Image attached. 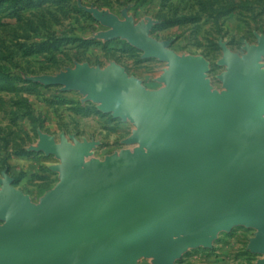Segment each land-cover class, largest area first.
I'll return each instance as SVG.
<instances>
[{"label":"water","instance_id":"1","mask_svg":"<svg viewBox=\"0 0 264 264\" xmlns=\"http://www.w3.org/2000/svg\"><path fill=\"white\" fill-rule=\"evenodd\" d=\"M115 28L173 68L164 90H146L116 65L84 66L60 82L133 121L128 143L142 148L83 167L90 143L46 138L45 152L62 158L48 198L31 204L0 179V264H173L182 251L174 238L210 246L235 225L257 230L250 249L264 255V38L242 57L224 50L219 94L203 60L180 57L130 22Z\"/></svg>","mask_w":264,"mask_h":264},{"label":"rangeland","instance_id":"2","mask_svg":"<svg viewBox=\"0 0 264 264\" xmlns=\"http://www.w3.org/2000/svg\"><path fill=\"white\" fill-rule=\"evenodd\" d=\"M129 22L180 57L203 60L205 81L221 94L224 50L242 57L264 38V0H0V179L9 177L31 204L60 183L54 167L62 158L45 152L46 138L90 143L83 167L142 148L128 143L133 121L60 82L84 66L116 65L146 90H164L173 68L119 35L115 25ZM259 63L264 72V55ZM256 232L235 225L210 246L178 236L182 251L173 264H263L264 255L250 249ZM135 264L156 262L141 257Z\"/></svg>","mask_w":264,"mask_h":264}]
</instances>
